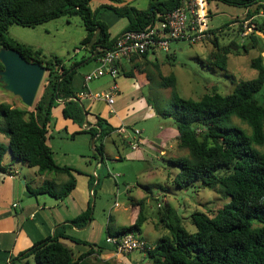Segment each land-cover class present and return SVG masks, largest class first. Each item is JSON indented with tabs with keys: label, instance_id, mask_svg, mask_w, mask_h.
Returning <instances> with one entry per match:
<instances>
[{
	"label": "trees",
	"instance_id": "16d2710c",
	"mask_svg": "<svg viewBox=\"0 0 264 264\" xmlns=\"http://www.w3.org/2000/svg\"><path fill=\"white\" fill-rule=\"evenodd\" d=\"M92 1L104 0H0V49H13L25 61L42 65L46 71L31 108L19 109L0 104V115L6 125L5 131L0 126V134L4 132L8 137L7 149L0 143V172L8 171L2 164L8 150L15 161L35 169L38 175L54 173L68 177L57 192L50 183L37 189L29 188V194L33 196L48 194L60 200L69 195L76 183L70 174L73 170L58 166L48 145L52 137L54 110L61 108L64 119L82 127L80 133L89 134L91 138L97 136L96 141L111 136L117 129L100 116L95 117L94 125L83 126L88 109L74 91L78 65L98 59L104 51L112 48L116 40L111 39L108 26L98 19L97 12L91 10ZM105 1L120 3V0ZM179 1H152L143 11L131 6L107 9L127 21L123 32L140 31L161 20ZM213 1L246 9V19L241 23L238 34L243 32V23L247 22L252 29L248 35L251 47H258L260 54L264 53V38L256 36V33L264 36V17L259 16L264 10L261 5L264 0ZM68 15H77L84 28L80 50L88 58L82 57L80 63H66L61 58L47 56L38 49L7 37L12 25L35 27ZM256 17L259 18L253 19ZM236 22L232 21L226 27ZM211 34L214 35V32L211 31ZM213 47L216 52L212 53L211 65L226 70L231 46L220 48L217 39H214ZM242 49L246 50V47ZM260 54L250 64V68L256 71V77L237 82L227 96L213 92L203 95L198 101L184 99L174 90L173 76H159L164 86L172 89L169 116L177 132L176 145L180 150L187 151V156L170 161L179 169L173 183L178 188H186L195 182L210 188L218 185L230 201L212 215L194 212L191 215V223L196 229L194 233L182 227L181 219L173 208L166 207L162 222H165L167 234L147 252L146 257L151 264H264V64ZM136 58H132L130 63ZM120 73L132 76L131 71L120 70ZM234 119L246 125L249 133L236 126ZM122 142L125 143L124 140ZM93 155L96 160L99 157L103 161L105 146L102 142L94 146ZM96 180L95 177L94 182ZM90 185L94 187L93 182ZM141 204L142 200L137 202L135 223L121 228L115 236L129 232L140 235L147 220ZM91 220L92 208L89 205L86 211L70 221V225L80 229ZM64 231V226L57 228L52 238L35 243L26 255L32 256L35 264H82L81 261L91 252L74 259L71 251L59 241L66 238ZM107 233L111 235L108 228Z\"/></svg>",
	"mask_w": 264,
	"mask_h": 264
},
{
	"label": "rangeland",
	"instance_id": "374dc122",
	"mask_svg": "<svg viewBox=\"0 0 264 264\" xmlns=\"http://www.w3.org/2000/svg\"><path fill=\"white\" fill-rule=\"evenodd\" d=\"M152 1L154 3L162 0ZM209 9L212 15L209 25L214 30L218 29L214 35L204 42L192 46L186 43H173L166 54L158 53L155 57L150 58L153 66L141 70V73L145 74L133 76V81L130 83L136 87L140 86L141 90L127 94V90H124L120 85L121 94L117 100L115 99L116 104L108 107L101 114L106 121L118 124V121L121 120L125 124H129V127L142 130L144 133L140 135L142 141L137 152L131 151L128 145V142H131L134 137L132 134H129L128 139L124 140L125 143L115 133L96 141V146H99L101 142L104 144V157L106 158H104L103 176L95 188L96 202L93 196L90 197L92 221L84 235L89 239H94V244L103 242L110 214L113 218L109 230L110 232L115 231L118 213L112 212V210L118 209L119 206L132 205L134 201L142 200L143 214L147 219L142 226V232L150 246L155 245L162 236L167 234L165 222H162L166 207L173 208L181 219L182 227L189 233H194L196 229L191 223V215L194 212L212 215L230 201V198L224 195L218 185L210 188L201 182H195L186 188H178L173 183V178L179 169L173 166L170 161L179 156H187V151L180 150L176 145L177 132L172 118L169 116L172 89L166 88L159 78V76L164 78L173 76L175 92L184 99L198 101L203 95L213 92L227 96L232 93L237 82L256 77V71L250 68V64L260 54L259 49L251 47L249 36L241 38L238 35L240 25L246 19V9L219 1H212ZM110 16H113V20L116 21H113V27L110 26L109 29L113 36L126 27L127 21L114 15ZM232 21L237 22L226 27ZM108 24L110 25L112 22ZM84 36V28L77 15L63 16L35 27L12 25L7 33V37L11 40L38 49L47 56L61 58L66 63L75 61L80 63L82 57L88 58V55L80 50V42ZM256 36L260 39L264 38L262 33H256ZM214 39H217L220 48L231 46L224 71L211 65L212 53L216 52L213 47ZM243 46L246 47V50L242 49ZM76 50L80 52L78 55L75 54ZM260 55L264 64V53ZM79 65L76 69V80H80L83 75L91 73V70L99 66L96 59L87 60ZM118 79L120 84L122 81L128 80L122 73ZM95 82H100V80L89 82L88 87ZM82 91L87 92V88H83ZM262 92H264V88ZM2 103L24 109L19 98L4 91L0 84V104ZM112 108L115 111L114 115L109 114V110ZM143 113H146L145 117L138 118ZM62 122L67 126L66 130L59 126L55 129L56 120L52 122L53 136L50 139V145L55 161L60 163L62 159L69 158L68 156H71L72 153L89 155L93 138L89 134L80 133L78 130L82 127L79 128L78 125L69 121ZM233 123L249 133L246 125L235 119ZM0 126L3 131L6 130L5 121L1 115ZM0 143L7 149L8 137L4 132L0 134ZM160 149L164 151L163 155H160ZM65 152L68 156L62 155ZM139 153L143 156L141 160L136 156ZM117 156L122 159L117 160L115 158ZM3 160L16 162L19 164V168L26 167V165L15 161L8 150L4 154ZM73 161L74 167L84 169V159L78 157ZM27 170L36 171L35 169ZM89 173L94 177L91 181L94 184L96 176L92 172ZM112 175L119 176L116 179L118 193H116L115 180ZM38 181L37 177L36 183ZM66 181L65 176H60L57 185L61 187ZM59 186L54 188V191H59ZM94 202L95 207H93ZM122 217L118 224L127 226L129 221L126 220L127 213L124 212ZM148 261L141 259L138 264H148Z\"/></svg>",
	"mask_w": 264,
	"mask_h": 264
},
{
	"label": "crops",
	"instance_id": "0c3cea01",
	"mask_svg": "<svg viewBox=\"0 0 264 264\" xmlns=\"http://www.w3.org/2000/svg\"><path fill=\"white\" fill-rule=\"evenodd\" d=\"M212 1L213 0L209 1V5ZM150 2L151 0H120V3H112L105 0L92 1L90 3V8L92 11L97 12L98 19L103 21L110 29V26L113 27V21L116 22L115 20H113V16L110 15H114L115 17L117 16L109 9H107V7L120 8L123 6H131L136 8L137 10L143 11L148 9ZM158 2H165V0ZM209 14L211 21L212 15L210 9ZM109 22H112V24L109 25ZM124 29L113 36L109 32L111 35V39H117L121 34H123ZM210 29L213 32L218 31V29L214 30L211 26ZM86 49H89V47H86ZM79 53L80 52L76 50L75 54L78 55ZM156 55L157 54H148L146 58L138 57L131 63L125 61L122 62L120 69L124 70V72L126 73L131 71L132 76L127 77L128 80L122 81L121 84L119 82V79L117 78L116 84L118 93L115 98L116 100L121 94L120 85L124 90H127V94L132 91L137 92L141 90L140 86L136 87L134 84H130L133 81L132 77L137 74H145L141 73V70L148 66H153L150 58L155 57ZM96 68L97 67H95V69ZM95 69L91 70V72ZM86 74L83 75L80 80L75 79L74 91L76 94H78V98L83 101L86 108L88 109V115H86V124L92 126L96 121L95 117H102V112L108 109V106L103 101L91 100L90 98L84 97V94L86 92L82 91V89L85 88L84 76H86ZM101 79H98L100 80V82H95L94 84H92V86L89 87L87 86L88 92H90L91 94L100 93L107 90L112 85V81L109 78L104 77ZM115 104L116 102H114L113 105ZM109 114H115L113 108L109 110ZM145 114L146 113H143L138 118H144ZM53 118L54 120H56L55 129L59 126L66 130L67 126L62 121H69L70 123H72L70 120H66L62 117L61 108H57L53 111ZM107 122L115 128L121 125H125L128 127L130 126L129 124H125L121 120L118 121V124L111 123L109 120ZM83 126L86 125L83 124ZM87 128L88 127H86V129ZM80 130L78 131L80 132ZM73 133H75V131H73ZM141 133H144V131L140 130V135ZM51 134L53 136L52 132ZM48 145L52 150L50 140L48 141ZM95 145L96 140L94 141V145H91V153H89V155L86 153H79V155L77 153H72L71 156H68L66 152L63 153L62 155L68 156L69 158L62 159L60 163L56 162L53 156V159L58 166H65L73 170L70 174L74 177L76 182L75 187L69 193V195L60 200L55 199L48 194L33 196L29 194V188L37 189L46 183H50L53 189L58 188L59 185H57V182H59L60 176H65L68 180L66 174L47 173L38 175L36 171L31 172L30 170H27L33 168H28L27 166H21L23 168H19V164H17L16 162H8L7 160H3L2 164L8 168V171L0 172V264H34V262H32L34 261L33 257L26 255L28 250L35 243L47 238H52L54 236L55 230L61 226H64L65 228L64 234L66 238L59 239V241L62 245H64L68 250L71 251L74 259H78L80 256L86 254L87 252H91L88 257L81 261L82 264H138V261H140L141 259H146L148 261L146 254L140 252H133L128 255L117 254L111 246L105 244L104 240L108 236L107 227L109 230V226L113 218L111 214L110 216H108L109 219L106 226V233L101 244H94V239H89L84 236L92 220L89 221L86 227L80 229L70 225V221L86 211V209L90 205L91 192H94L93 199L96 202V194L93 188L97 185V183L99 184L101 177L103 176L104 159L102 161V159H99L98 157L97 160L94 158L93 151ZM131 151L137 152V150ZM163 154L164 151L161 150L160 155ZM136 156H138L137 158L140 160L143 158L142 154L140 153ZM78 157L84 159V169L80 167H74L73 160L74 158L76 159ZM115 158L117 160L122 159V157L120 156H117ZM89 172H92V174L97 178V180L94 182V187L90 186L92 180L91 178L93 177ZM37 177L39 178V181L36 183ZM118 191V185H116V193H118ZM95 202L93 207H95ZM112 212L118 213L116 215L117 224H115V231L111 232V235H115L118 231H120L121 228L131 226L135 223L138 214L137 202L134 201L132 202V205H129L127 207L119 206L118 209L112 210ZM124 212L127 213L126 220H129L127 226H124V224H118V221L123 218L122 216L124 215ZM140 236L149 247L154 246H150L148 244V241L143 235L142 228ZM71 238L76 241H80L81 243L72 241ZM82 247H86V249H83Z\"/></svg>",
	"mask_w": 264,
	"mask_h": 264
},
{
	"label": "built area",
	"instance_id": "2783aa9c",
	"mask_svg": "<svg viewBox=\"0 0 264 264\" xmlns=\"http://www.w3.org/2000/svg\"><path fill=\"white\" fill-rule=\"evenodd\" d=\"M264 7V1L261 3ZM209 0H180L179 4L163 15L161 20L155 21L151 26L140 31L123 32L114 42L111 49L104 51L97 59L99 66L84 76V85L104 77L112 81V85L105 91L84 94L85 98L103 101L112 107L118 93L116 80L120 75L122 62H130L134 57L145 54L167 53L173 43H186L196 45L211 37ZM264 17V10L260 11ZM252 29L243 23V32L238 34L241 38L247 37ZM115 134L121 139L134 137L128 145L131 150H137L141 145L140 131L125 125L117 127ZM116 180L118 175H112ZM93 192L90 193L92 196ZM15 206V205H14ZM160 207V205H157ZM117 254L128 255L133 252L147 254L149 247L138 233L129 232L123 235H108L104 240Z\"/></svg>",
	"mask_w": 264,
	"mask_h": 264
},
{
	"label": "water",
	"instance_id": "95a60500",
	"mask_svg": "<svg viewBox=\"0 0 264 264\" xmlns=\"http://www.w3.org/2000/svg\"><path fill=\"white\" fill-rule=\"evenodd\" d=\"M0 63L3 66L0 71L3 90L19 98L24 107L31 108L46 73L44 66L28 63L17 51L6 48L0 49ZM78 104L83 109L79 101ZM86 122L87 116L84 115L83 124L86 125ZM96 138L97 136L93 137L91 145H94Z\"/></svg>",
	"mask_w": 264,
	"mask_h": 264
}]
</instances>
